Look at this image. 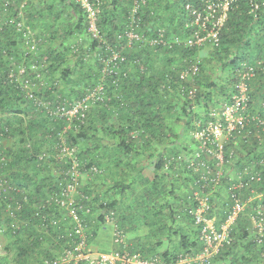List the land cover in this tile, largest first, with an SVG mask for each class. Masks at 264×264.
I'll list each match as a JSON object with an SVG mask.
<instances>
[{"label":"trees","instance_id":"obj_1","mask_svg":"<svg viewBox=\"0 0 264 264\" xmlns=\"http://www.w3.org/2000/svg\"><path fill=\"white\" fill-rule=\"evenodd\" d=\"M24 1L0 0V4L9 2L7 7L0 6V132L4 134L1 138L0 184L5 185L2 191L0 188V264H44L45 260L59 257L74 242L70 235L74 226L65 220L69 218L68 212L50 203L52 197L59 195V182L66 168V164L56 161L53 156L56 155L58 134L65 123L64 120H51L41 115L24 92L23 80H34L37 74H41L44 84L37 91L45 99L54 102L60 97L72 103L97 86L102 68L100 57L103 51H100L98 41L89 36L86 16L80 5L74 0H27L23 9L25 28L19 29L10 21L18 19ZM211 1L218 3L223 0H147L146 5L132 17L131 0H100L98 23L109 45H125L133 18L139 20V34L149 41L157 38L158 30H164L167 43L175 39L181 43L171 44L172 48L137 43L132 49L122 50L130 61L124 69L129 71L133 67L131 74L135 78L130 80L129 75L127 79L120 78L122 81L117 91L112 84L113 79H108L106 88L110 100L91 108L85 123L80 125L75 121V130L68 131V144L78 149L81 173L87 174L93 167L102 172L89 174L94 178L95 189L91 186L90 189L83 188L81 182L76 195L82 209L79 216L86 222L89 244L98 235L97 229L94 230L91 239L89 218H98L99 226L96 228H99L108 223L105 218L109 217L113 220L112 224L115 222L114 231L116 228L125 234L128 250L139 253L144 260L177 264L182 257L194 259L202 252L200 228L189 213L191 208L196 207L191 200L193 182L192 189H187L185 195L178 191L181 185L184 187L185 181L180 176L171 175L177 164L166 169L168 159L160 155L156 174L143 178L144 184L140 186L144 189L143 193L137 194L135 187L141 177L129 180L127 171L121 167L124 158H119L114 164L117 168L107 175L103 174L94 156L101 147V131L89 125L91 121L94 123L90 115L101 107L99 112L105 120L106 109L103 107H110L119 91L127 87L128 105L123 118L128 121V130L138 133L139 139L132 134L129 139L124 138L125 132H114L110 128L107 132L110 131L114 138L122 136L120 152L125 157L134 152L137 155L146 152L154 146L167 150L163 146L174 145L170 141L179 136L182 128L178 126H184L192 133L195 121L205 120L212 109L220 108L230 100L236 91L239 72L245 66L256 67L255 77L246 81L249 99L246 113L249 116H264V0H260L261 9L256 15L251 13L249 0H235L219 31L218 45L208 42L203 47L190 48L184 42L198 27L187 6L203 10ZM27 29L32 33L30 40L26 37ZM207 45L211 47V52L209 57L204 58L206 66L227 74L223 84L212 80L206 85L201 79L206 66L199 57L200 50H207L204 49ZM71 57L77 59L75 75L69 66H65ZM93 57L97 65L95 70L90 63ZM195 59L200 61V73L194 82L182 81L179 75L188 62ZM136 60L140 61L144 70L134 64ZM258 63L261 66L257 69ZM33 64H36V70L32 69ZM22 67L26 68V74L20 76ZM45 72L50 75L47 93L43 92ZM11 73L14 76L12 79L9 78ZM57 73L68 87L75 76L74 94L67 95L57 87L60 80L54 78ZM193 83L198 88V94L191 102L180 88ZM214 89L225 98L219 107L213 103L211 96ZM194 107H198L199 111L195 112ZM191 142L194 144L193 140ZM234 147L238 148L241 157L237 166L244 167L264 157L261 151L264 147L258 146L254 139L238 146L228 144L227 152ZM43 153L50 159H41ZM160 172L163 175L161 173L160 176ZM257 189L264 193V181ZM217 202L218 199L213 200L211 217ZM261 204L264 206V200ZM225 209L226 216L222 222L227 219V207ZM87 210L90 212L86 213ZM143 214L144 218H147L146 214L151 218L144 223L146 233L135 240L129 239L126 233L130 231L124 226H133L134 218H141ZM231 237V244L208 264H223V259L229 264H264V234L259 236L256 233L251 218L246 215L239 218L232 228ZM118 249L116 246L114 250ZM189 264L201 263L191 261Z\"/></svg>","mask_w":264,"mask_h":264},{"label":"built area","instance_id":"obj_2","mask_svg":"<svg viewBox=\"0 0 264 264\" xmlns=\"http://www.w3.org/2000/svg\"><path fill=\"white\" fill-rule=\"evenodd\" d=\"M131 15L136 16L139 10L146 5L147 0H131ZM235 0H223L222 2H208L203 10L187 6L198 27L196 32L184 43L188 47H203L206 43L217 46L219 43V31L227 17L230 5ZM251 13L256 15L261 9L260 0H249ZM84 11L88 24V34L93 41H98L101 46V78L96 87L90 89L82 98L68 103L65 100L57 98L51 102L45 99L37 90L44 84V77L37 74L36 78L24 79L22 82L23 90L32 101V104L39 110L41 115L47 116L51 120H64L65 126L58 134L57 148L54 159L66 164L62 173V180L59 182V195L51 198L50 203L56 207L62 208L68 212L65 220L71 222L74 226V242L63 250L62 254L56 259L45 260L44 264H162L157 260H144L139 253H133L128 250L125 234L121 231H114V243L120 249L108 252L96 253L88 242L86 222L79 216L82 210L76 200V194L80 188L82 173L80 171V162L78 160V149L67 142L68 131L75 128V121L84 124L90 109L99 104L109 101L106 88L108 79H113L115 91L119 90L122 79L128 78V71L124 69L126 64L130 63L123 54L125 48L132 49L137 43H149L152 47L163 46L172 48L171 44H180L179 39L172 43L165 40V31L158 30L157 38L151 41L145 36L139 34L140 27L136 19L130 31L126 34L125 45L113 47L107 43L100 28V0H74ZM27 0L21 4L18 19H13L10 23L17 25L19 29L25 28L24 13ZM9 2L0 4L7 7ZM220 14L218 15V13ZM218 15V16H217ZM27 39L30 40L32 33L27 29ZM125 46V47H123ZM144 70L139 60L134 62ZM257 65V69L260 67ZM36 70V64L32 65ZM199 59L188 62L181 74L180 79L184 82H194L195 77L200 73ZM26 74V68L19 70V75ZM256 67L245 66L239 72V80L236 82L235 93L228 102L220 108L212 109L205 120L195 121V130L191 133V139L196 148L192 153L183 152L171 160H167L166 169L174 163L182 164L190 173L193 179V195L191 200L196 204L189 213L195 218V224L200 228V240L203 244L202 252L196 258L182 257L177 264H189L191 261L208 264L209 261L220 253V251L232 242L231 231L239 218L246 216L251 218L252 225L259 236L264 234V206L261 202L264 200V193H260L257 186L264 181V157L250 163L244 167L237 166L240 163V153L237 147L229 149L226 146L234 144L238 146L250 140H256L258 146L264 147V116H249L246 113L248 107V88L246 81L254 78ZM9 78H14L13 73ZM189 81V82H188ZM180 91L187 99L194 102L197 98L198 88L193 83L189 86H181ZM8 130L6 129V132ZM4 134L0 132V151L3 150L2 140ZM41 159L50 157L46 153L40 156ZM69 165V166H68ZM233 167H240L236 172V177L228 178L226 173ZM91 173L98 174L100 170L93 167ZM225 182V184H224ZM4 184H0L1 191ZM226 186V187H225ZM222 188L227 191V219L220 226H217L211 217L213 200ZM1 199V197H0ZM256 203H259L255 206ZM251 209H248L250 208ZM249 210V211H248ZM90 212L89 210L86 213ZM106 222L111 223L112 218H105ZM261 242V241H260Z\"/></svg>","mask_w":264,"mask_h":264},{"label":"crops","instance_id":"obj_3","mask_svg":"<svg viewBox=\"0 0 264 264\" xmlns=\"http://www.w3.org/2000/svg\"><path fill=\"white\" fill-rule=\"evenodd\" d=\"M57 4H59V1H56ZM73 16H75L73 14ZM97 58V56H96ZM76 58L75 57H71L70 60L65 64V66H69V68L71 70L74 71V75H75V64H76ZM90 63L93 65V70L96 69L97 65L95 63V58L93 57L90 61ZM95 67V68H94ZM133 70L134 68L131 67L130 70L128 71L129 73V79L133 80L135 77H133ZM48 72H45V77H46V83H45V87L43 88V92L47 93L48 89L47 86H49L48 82H49V78L50 75L47 74ZM94 77H96L95 75H93ZM135 76V75H134ZM60 75L57 73L54 75V78H59ZM61 78V77H60ZM59 78V79H60ZM72 82L70 83L71 86H67L62 79L59 80V85L57 87H59V89L67 94H74L75 92V83L73 81H75V76L72 77ZM56 81V80H55ZM52 82V79L51 81ZM127 90H129L127 87H125L123 90L121 89L119 91V94L116 95V97L111 101V106L110 107H103V109H106V113L103 116L105 118V120L101 117V112H99V109L101 108H94L96 109V111L94 113H92L90 115V117H92V120L94 123H92L91 121V125L92 127H96L98 131H101L99 137L101 138V147L99 149L98 152H96L94 154V156L96 157V163L100 166V168H102L101 170L103 171V174H109V171H111L112 169H114L116 167V165H114L119 158H124L122 161L123 163L121 164V167H123L127 173L128 176H130L129 180H133L134 178H139L137 187H135L137 194H141L143 193V188L140 187L142 186L143 183V178L145 179V177H152L156 174V165L157 162H159V157L160 155H164L165 159L171 160L174 157L177 156V154H181L182 152H185L186 149H188V151H194L195 150V146L194 144H192L191 140V132H188L187 129L183 126H178L180 127L181 131L178 132V135L176 138L171 139L170 142H174L173 146L171 145H167V146H163L165 147L167 150H164L162 147L159 149L158 147L155 148V146L150 149L147 150L146 152H140L138 155L134 152L132 153V155L125 157L123 152H120L122 149L121 146V138L120 137H113L112 134L110 133V131L107 132V129L112 130L114 132H118V133H124V138L129 139L130 135L132 137H135L139 139V134L135 133L133 131H129L128 127L129 124L128 121L123 118V112L124 109L127 107L128 103H127V96H129V94L127 93ZM182 105V102L179 101V106ZM108 108V110H107ZM179 108V107H178ZM196 109V110H195ZM195 112H198L199 109L198 107H194ZM91 120V119H90ZM93 124V125H92ZM103 128V129H102ZM131 128V127H130ZM103 130H106V132L103 133ZM123 130V131H122ZM128 131V132H127ZM190 139V140H189ZM143 143V141H141V144ZM264 149H262L261 151L264 153L263 151ZM170 155V156H169ZM172 156V157H171ZM97 165V166H98ZM117 168V167H116ZM240 169V167H233L231 169H229L226 173V177L228 178H234L236 177V172ZM163 172H160L159 175ZM172 176H180L183 180V182L185 181V183H183L184 187L181 185V188H178V191L180 190L181 193H183L184 195L187 193V189L191 190L192 189V177L190 175V173L187 171V169L185 168L184 165L182 164H177L175 166V168L173 169V172L171 173ZM161 176V175H160ZM93 180L94 178L91 177V175L89 174H84L83 177V188L86 189H90V186L92 189H95V185L93 184ZM182 183V182H180ZM100 184V183H99ZM93 185V186H92ZM97 185V183H96ZM99 186H97L98 188ZM107 187V186H106ZM103 190H107L106 188H103ZM129 196V195H128ZM218 202L216 205V210L214 212V216H213V221L215 222L216 225L220 226L223 222H222V218H224V216H226L225 214V207H228V202H227V191L226 188H222L219 193H218ZM134 199H131L130 201H133ZM246 214H248L246 212ZM245 214V215H246ZM91 223L90 225V231L91 232V239L93 238V232L94 230L97 229V237L95 238L94 241L91 242V246L94 250V252L96 253H102V252H108V251H112L116 248L117 245H114V240H113V232H114V226L112 225V223H107L102 227L96 228L99 226L98 223V218H89ZM112 229V230H111ZM109 231V232H108ZM110 238H108V235ZM142 236V235H141ZM129 239L135 240L136 238H138V236H131L130 234H128ZM111 241V249L108 250H103L104 248L102 247H107L109 248L110 244H105L106 241ZM99 241V242H97ZM101 242V243H100ZM102 244V245H101ZM223 264H229V261H227L226 259H223Z\"/></svg>","mask_w":264,"mask_h":264},{"label":"rangeland","instance_id":"obj_4","mask_svg":"<svg viewBox=\"0 0 264 264\" xmlns=\"http://www.w3.org/2000/svg\"><path fill=\"white\" fill-rule=\"evenodd\" d=\"M204 49H207V50H203V49L200 50V56L199 57H200V59L202 61L204 60V58L209 57L210 56L209 55V52H211V47L209 45H207L206 48H204ZM203 63L206 66L205 60L203 61ZM205 71L207 73H205ZM226 76H227L226 73L221 72V71H217L216 68H214V67H208V66H206V69H204V74L201 75V79L203 80V82L206 83V85L211 84L212 83V80L216 81L218 84H223V80L226 78ZM224 84H225V86H227L226 83H224ZM211 92H212L211 96L213 97V103H216L218 107L220 105H222L223 104L222 101L225 99L223 97L222 93L216 91L215 89L213 91L211 90ZM134 206L137 207L136 204H134ZM143 212L146 213V211H143ZM146 215H147V218H144V214L141 216V218H134V222H133L134 225L133 226H130V227H132V229H130L129 225H125L124 226L125 227L124 228L125 230L130 231L128 234H130L131 236L134 235V236L140 237L142 234H145L146 233V231L144 229L145 228L144 227V223H145L146 220L149 221V219H151V218L148 217L149 214H146ZM114 224H115V222L112 225L114 226ZM108 232H107V235H108ZM128 234L126 233V235H128ZM108 238H110L109 235H108ZM112 243L109 240L106 241L105 244L106 245L107 244H110V246H109V248L102 247V248H104L103 250L111 249L112 248L111 247V244Z\"/></svg>","mask_w":264,"mask_h":264},{"label":"clouds","instance_id":"obj_5","mask_svg":"<svg viewBox=\"0 0 264 264\" xmlns=\"http://www.w3.org/2000/svg\"><path fill=\"white\" fill-rule=\"evenodd\" d=\"M75 101V100H74ZM72 129H74L75 130V128H72ZM54 156V155H53ZM50 159V158H49ZM100 173H102L101 171H100ZM87 174H90V172H88ZM83 177H84V174H82V180H81V182H83ZM77 195V194H76Z\"/></svg>","mask_w":264,"mask_h":264}]
</instances>
